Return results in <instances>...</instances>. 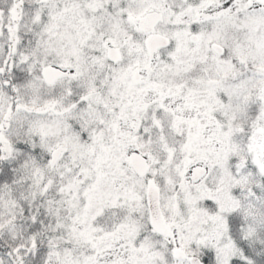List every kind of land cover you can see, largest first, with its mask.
<instances>
[{
    "label": "snow or ice",
    "instance_id": "1",
    "mask_svg": "<svg viewBox=\"0 0 264 264\" xmlns=\"http://www.w3.org/2000/svg\"><path fill=\"white\" fill-rule=\"evenodd\" d=\"M0 264H264V0H0Z\"/></svg>",
    "mask_w": 264,
    "mask_h": 264
}]
</instances>
